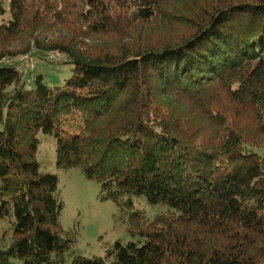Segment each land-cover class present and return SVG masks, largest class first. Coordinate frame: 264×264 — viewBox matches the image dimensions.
Returning <instances> with one entry per match:
<instances>
[{
  "label": "trees",
  "instance_id": "obj_1",
  "mask_svg": "<svg viewBox=\"0 0 264 264\" xmlns=\"http://www.w3.org/2000/svg\"><path fill=\"white\" fill-rule=\"evenodd\" d=\"M10 12L0 221L12 227L0 264H264V156L253 150L264 147V0H11ZM176 23L186 29L174 34ZM50 51L75 65L63 85L17 68ZM39 132L56 138L57 167L96 181L144 243L76 251ZM142 196L168 210L150 220L134 208Z\"/></svg>",
  "mask_w": 264,
  "mask_h": 264
},
{
  "label": "rangeland",
  "instance_id": "obj_2",
  "mask_svg": "<svg viewBox=\"0 0 264 264\" xmlns=\"http://www.w3.org/2000/svg\"><path fill=\"white\" fill-rule=\"evenodd\" d=\"M10 2L11 0H4L5 12L0 13V23L11 18ZM184 29V25L176 23L173 33H180ZM44 54L40 56L31 52L17 57V60L21 59L22 65L31 67L32 81L41 74L46 84L63 85L73 74L75 65L66 62L65 56L58 52L50 51ZM73 124L74 122L68 125L71 127ZM2 128L3 124H0V129ZM37 137V159L43 172L56 174L58 177L59 195L63 201L60 221L65 229L78 233L75 249L79 254L88 257L104 256L106 248L117 240L145 242L144 238L131 233L128 218L118 217L116 203L98 198L99 184L96 181L88 179L78 168L63 170L57 167V141L53 135L39 132ZM253 150L264 156V147H256ZM133 202L134 208L143 210L150 220L168 210L166 206L149 204L145 196L134 197ZM11 227L10 221H0V234L6 230L11 231Z\"/></svg>",
  "mask_w": 264,
  "mask_h": 264
},
{
  "label": "built area",
  "instance_id": "obj_3",
  "mask_svg": "<svg viewBox=\"0 0 264 264\" xmlns=\"http://www.w3.org/2000/svg\"><path fill=\"white\" fill-rule=\"evenodd\" d=\"M29 66H27V65H25V64H23V65H18L17 66V68H19V69H27Z\"/></svg>",
  "mask_w": 264,
  "mask_h": 264
}]
</instances>
